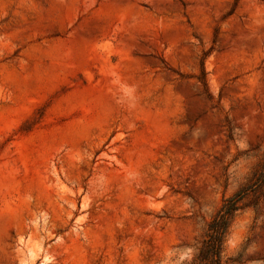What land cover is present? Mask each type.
Listing matches in <instances>:
<instances>
[{"label":"rangeland","instance_id":"1","mask_svg":"<svg viewBox=\"0 0 264 264\" xmlns=\"http://www.w3.org/2000/svg\"><path fill=\"white\" fill-rule=\"evenodd\" d=\"M263 160L264 0H0V264H191Z\"/></svg>","mask_w":264,"mask_h":264},{"label":"trees","instance_id":"2","mask_svg":"<svg viewBox=\"0 0 264 264\" xmlns=\"http://www.w3.org/2000/svg\"><path fill=\"white\" fill-rule=\"evenodd\" d=\"M259 167L252 182L225 199L209 221L202 246L191 264H222L223 245L237 212L244 208L242 201L251 193L259 199L264 189V160Z\"/></svg>","mask_w":264,"mask_h":264}]
</instances>
